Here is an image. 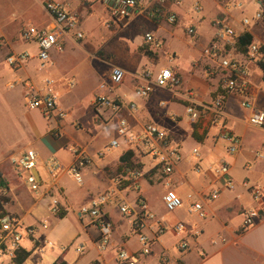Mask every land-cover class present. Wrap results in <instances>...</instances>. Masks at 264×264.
<instances>
[{"label":"crops","instance_id":"0c3cea01","mask_svg":"<svg viewBox=\"0 0 264 264\" xmlns=\"http://www.w3.org/2000/svg\"><path fill=\"white\" fill-rule=\"evenodd\" d=\"M48 1L50 0H37L38 7L41 4L46 13L47 11L45 9V4ZM53 1L61 2L70 12L81 17V8H78L76 10L73 9L70 0H53ZM80 1L83 4L92 3L95 6L102 5L101 6L102 9L108 7L107 6L108 2L106 0H92V2H87L84 0H80ZM142 1H146V0H142ZM213 1L215 2L218 8V12L216 14V19L211 23L210 26L211 33L208 40L205 41L206 44L199 43L202 40V30L200 31L199 27H201L203 22H205L206 16L203 17L202 23L198 20L195 23L194 18H191L189 14L191 8L194 7L197 2H200L204 8V11L202 14H198V15H204L205 7L202 4V0H185L184 6L180 8L168 4L164 7L165 13L156 15L155 17L154 15L147 16L145 15V13L138 12L136 15L130 17L127 21L121 24H115L111 28L110 32L107 33L108 35L107 37H105L107 39L106 44H104L105 46L111 47L113 46V43H115L117 46L118 45L125 46L124 49L126 52L128 51L127 53L129 54L128 62L122 60V62L116 66H112L111 64L106 63L107 65L111 66V70L109 69L110 71L109 70L107 71L109 72V75L114 67H118L126 71L127 79L122 88L125 87L130 88L132 93L135 95L134 93L135 89L140 85H144V81L142 80L141 77L144 75L145 72H150L152 73L153 76H157L164 69H172L176 74L179 75V77L183 82V87L180 90H177L178 92L171 90L170 91L164 90L166 92L172 93L171 94L172 96L170 97L171 101L169 103L166 102L165 100H160L156 102L155 105L154 94L150 99L139 98L145 103V105L142 108H139V106H137L138 111L134 115H127V119L129 120L131 126L135 130H139L143 126L148 124H154L161 129L163 128V130L165 131L168 130L167 132L169 133V135L177 143H179L176 137V132H174L172 129L169 128L171 127L172 124H178L179 121H181L182 123L183 117H181V115L176 114V112H174L172 108L171 110H164L167 107V105H169V107L175 105L178 107H183L185 109V107L188 105V102L184 99V95L187 91H193L197 98V102L200 104L210 103L213 100L219 86L220 77L217 75L214 76L213 78H208L207 71L210 67L209 66L210 63L208 60L205 59L203 55V51L216 38L217 30L215 28V23L217 20L219 19L228 20L230 22V25L236 30L239 36H243L246 33L251 34L255 38L254 43L260 45L264 50V26L261 24H253L249 28L244 27L243 20L245 18L243 20H239L238 17H236L235 15L237 11L240 10L234 8V5L240 3L243 6L242 3L243 0H226L227 4H220L216 0ZM254 1L258 6L256 14L259 12L262 13L263 12L262 2L260 0H254ZM37 2L34 1V3L29 4L25 2V0H18V1L2 0L1 3L4 6L1 9L4 10L7 6L10 7L11 5L13 6L16 4L18 8H23L25 10L28 9V11L30 10V12L35 10L37 12L38 11ZM241 10L242 11L245 10L244 6L243 9ZM171 14L177 15L178 24L171 25L168 23V17ZM184 16L188 17V19L190 18L191 20H193V23L191 22L192 24H190V26H195L198 29L199 39L197 41H193L192 39H190L185 29L184 31L185 34H183L184 38L185 37L189 38L194 42V44H190L188 42L186 53L182 52V54L178 56V52L174 48L175 46L174 43L176 39L180 40V37L182 36L183 33L182 29H184V23H183ZM2 17L3 16L0 15V38H5L6 40H9L10 35L8 34L12 32L16 33L14 39H11L14 40V42L6 46H3L2 53H5L7 51V54L4 56V62H5V57L8 54L15 51L18 52L17 47L19 43L22 42L20 37L25 27H20V28L16 27L10 20L5 19L6 21H3L4 19H2ZM49 22H50V17L46 25H48ZM38 27H43V26L39 25ZM119 32H124L128 35L126 36L125 39L129 42L130 41L132 42L131 47L133 49L131 51H129L131 48L128 46L129 42L123 41L124 40L123 38L118 39ZM146 34H152L157 40L162 41L164 47L158 51L155 50L153 47L148 46L145 40ZM81 42H79V40H76L75 37L73 36L68 37L65 39V49H67L66 47H68L67 45L69 44L71 45L74 44L75 46H77L76 44L79 45ZM95 43H97V41H95ZM147 52H150L152 54V57H149L147 55ZM168 54H173L176 56L175 63L171 64L169 62ZM241 54L242 53L239 54L238 58H241L242 60L245 61L246 58H244V56ZM162 58L166 61H162L161 60ZM31 63L32 61L29 62L22 69L25 70ZM101 63L103 62L100 61L97 63L96 66H92V68H94L97 73H101V70L97 68ZM249 67L251 70V80L253 86V100L256 103L257 108L264 111V70L262 69L259 63H249ZM77 69L78 68H74L71 72L75 73ZM107 72L104 73V76L107 74ZM52 80H54L55 82L54 86H55L56 81L55 79ZM31 84L35 86L34 83ZM104 95L109 97H114V94L111 93L110 91L101 92L95 95L93 105L98 96H104ZM115 95L121 96L122 98L125 99L126 102L130 103V101H127V98L122 96L121 93L118 92V90L115 92ZM237 100L241 101V98L239 96L231 97L228 100L226 107L228 129L232 134L241 138L243 142V146L240 152L233 157L227 156L226 154L221 152L219 148V144L221 141L217 140L216 136H211V133L206 137H199V138L195 137L193 130L191 128V124L190 122L188 123L187 133L191 135L195 140V145L193 147L192 154L195 150H198V152L201 154L200 165L202 167V173L197 174L195 172L194 170L195 163L193 166L188 168L187 164H185V162L182 161V163H180L179 166L177 167L176 172L170 178V182L172 183V187L185 200L186 204L184 209L187 215L189 216V218L177 219L175 222L169 223L164 219H162L161 217H158L154 213L157 217V220L147 221L145 228L141 232L142 234L148 236L152 240V248H153L152 255L150 257L145 258L142 264H149L153 260H155L153 264H159L160 259L165 255H168L170 257V264H264V215H262V219L258 221L254 226L244 230L245 213L252 210H260V209L264 211V202L256 200L252 192L244 189L242 184L245 180H247L250 182L251 186L260 188V190H262L263 193H264V189L260 185L261 184L260 180L255 179L253 177L254 176L253 173L250 172V169L253 166L251 162L254 163L259 162V160L256 159V153L259 151L256 152L253 151V149L250 150L247 147V143H246L247 135L245 132H242V130L239 127L240 120L235 119V117L232 116L230 113V109L234 108L233 104ZM162 103H165L166 105L162 106L161 105ZM151 104L155 105L154 108L156 109L153 108L154 111H152L151 108H149V106L151 107ZM61 109L66 111V109H64L60 105L59 110L62 111ZM184 114H186V112ZM171 115H175L179 117L178 123H174L172 121ZM250 115L251 112L247 118V123H246V126L248 128H249L248 119ZM109 116H110L109 113H105L103 115V118L101 119L100 118L98 119L97 116L95 119V123L101 126L102 125L101 120L103 119V121L108 122ZM67 117L69 118V114H67ZM64 121L61 122L59 129L56 128V131L54 130L51 132L52 136L49 137H51L55 141V146H50V144L47 143L50 151L48 155L45 156H49L50 157L49 159L56 158L66 168H69L75 161V158L71 153V149L69 150L72 156V160L70 162H63V160H61V152L58 150L59 147L61 146L63 147L65 145L62 139V134H64L65 132ZM260 131L264 132V129ZM260 146L264 148V140H262ZM80 147L85 148L88 155L94 160V164L87 169L88 172L87 176H89V178H87V181H85L86 184L84 183L83 190L81 191L80 200H84V203L82 205L83 206H85L84 204L87 205L91 199L101 196L106 192H116V194L118 195L125 192L123 191L122 193H118L119 187L116 184L115 180L117 176L120 174L119 169L122 165L120 159L125 153L131 151V148L127 147L123 155H120L117 159L112 158L111 155L105 156L104 158H100V154L102 153V151H100L98 152V156H99V160H98L94 157L93 153L90 151V145L87 144L84 147L83 146ZM201 150L203 153L201 152ZM39 156L41 160L42 155L39 154ZM49 159L46 157V159L44 160L48 162ZM138 159L139 158L136 157L134 161L137 162ZM216 160L227 161L231 165L232 171L236 169H240L243 171H247L248 174H245L243 177L237 179V177L234 178L231 173V177L233 178V180L234 181L236 180L235 189L227 190L223 186L221 198L216 203L209 205L203 202L202 195L210 192L215 186L216 178L213 175V173L209 171V168L212 165H214L212 164V162H215ZM14 172L17 180L20 181V174H18V171L15 167H14ZM37 174H39V177L43 180V177L40 174L39 170L37 171ZM2 177L3 180L6 181L3 175ZM62 180L60 178L56 182V187L53 189L51 194H48L49 190L53 186L50 187L44 193V195L42 196V198L38 203L33 202L32 200L33 203L31 204L28 211H26V208L24 209L23 207L21 209L16 210L15 213H18V215L20 216L17 217H19L25 223L26 226L35 228V224L37 222L36 216L37 215L39 216L40 212L46 213L48 215L44 219V221L46 219L50 220L49 227L53 219L59 218V220L61 221L65 220V219H61L60 216L57 217L53 216L51 212L52 210L51 206L53 201L52 198L59 200L61 209L62 211L67 213V216L70 207H74V205L71 204L72 203L71 199L73 195L70 193V190L66 187V184ZM157 182H160L165 188L163 195L164 198L167 192V188L165 186L164 175L162 173V170L158 166L152 168L145 175V179L142 184V194L144 195L145 198L146 196L145 193H143V185L148 184L153 186ZM6 189H7V195H11L13 193L16 194V191H21V190L23 191V189L25 188H23L21 183L20 186L19 185L17 186L16 188L17 190L16 189L14 190V188L12 189V186L6 187ZM191 196H194V199H190ZM194 201H202L204 203V206L209 213L208 219L206 220L201 219L200 221L199 220L195 221L194 218L196 215L189 214L188 211L189 206ZM4 205L6 208V204ZM116 209L117 208L115 206L107 207V213L109 214V217L111 218L114 224L113 244L108 252L101 253L97 248L96 242L99 238L98 230H95L97 231V234L95 236L93 237L86 236L85 239L81 240V231L88 232L87 228L85 230L84 226H81L80 232H77L74 236L73 243H75L78 240H81L79 243H77V245L84 243L88 249L87 243L90 242L93 248L96 249L97 251L96 258L92 259V261L89 264H121L118 259V251L120 249L124 248L130 252H135V253L141 250L139 235L138 232L136 231V227L133 224V222L136 221L137 218L128 217L125 219H116L114 218V213ZM7 213L10 214L9 212ZM11 215L16 216V214L15 215L11 214ZM198 219L200 218L198 217ZM43 222L41 224H43ZM126 223L127 226L132 227V229H134L135 233L137 234L136 236L137 248L135 249L130 247L132 241L135 238L133 239V237H131L129 233H127V231L125 230ZM179 223L185 225L186 227L185 232L175 233L173 231H168L165 235L161 237L158 236L157 234L158 230L162 225L166 224L168 225V228L169 227L172 228ZM90 228L95 229L93 226H90ZM37 231L38 230L36 229V233ZM168 235H171L172 239L174 240L173 244H169L170 239L168 240L167 238ZM35 236L33 240L35 245L41 244L39 241L36 240ZM182 241H186L190 244V249L186 252H181L178 249V245ZM51 243L53 245H49V244L48 245L51 247H55V242H51ZM39 248L40 246L36 247L35 250L37 251L39 250ZM25 250L29 251L28 249ZM61 250L63 251V253H65L64 248H62ZM36 251H33V255L25 264H54L58 259L62 258L60 257L57 259L54 257L53 259L50 260L47 259L48 261L46 262L45 259H42V262L41 261L32 262L33 256ZM71 264H79V263L72 262Z\"/></svg>","mask_w":264,"mask_h":264},{"label":"built area","instance_id":"2783aa9c","mask_svg":"<svg viewBox=\"0 0 264 264\" xmlns=\"http://www.w3.org/2000/svg\"><path fill=\"white\" fill-rule=\"evenodd\" d=\"M91 2L92 0H84ZM108 2V13L110 15V22L107 27L110 29L115 24H121L127 21L130 17L136 15L138 12L145 13L150 10V16L164 14V7L168 4L175 7H183L185 0H153L147 7L144 6L142 0H106ZM220 4H227L226 0H216ZM228 6V5H227ZM236 9H243L242 4L234 5ZM45 9L50 17L48 25L43 27L30 26L25 28L21 33L22 43L36 47V53H31L27 50L22 52H11L5 57L7 66L20 70L24 68L29 62L37 60L41 70H48L52 62V52L65 51V39L68 37H75L76 40L82 41L84 34L79 30L80 19L79 16L70 12L61 2L50 0L46 2ZM197 14H202L204 11L200 2L194 6ZM168 23L171 25L178 24V17L176 14H171L168 17ZM253 24H261L264 26V13L259 12L253 18H245L243 20L244 27H251ZM217 30L215 40L203 51L206 60L209 61L210 67L207 71L208 78L219 76V86L215 97L210 103L200 104L193 91H187L184 99L188 102L185 107L186 116L190 120L191 128L194 136L206 137L213 130L219 133L216 135L217 140L228 144V152L231 155H236L240 152L243 142L241 138L232 134L228 129L226 107L228 100L233 96L241 98V107L251 112L248 119V126L251 129H264V111L257 108L253 100V86L251 80V70L249 63H264L263 48L253 43L248 48L246 54H241L246 58L242 60L239 57L240 52L237 50L239 36L236 30L230 25L226 19H219L215 23ZM186 33L190 39L197 41L199 39L198 29L195 26H190L186 29ZM146 44L153 47L155 50H161L164 47L162 41L157 40L152 34H146ZM168 60L171 64L175 63L176 56L168 54ZM144 85L138 86L134 93L140 99H150L156 89H163L168 91L180 90L183 87V82L178 74L172 69H164L157 76H153L150 72H145L141 77ZM127 73L125 70L114 67L112 72L107 77L101 89L110 91L114 97L98 96L94 103V109L98 119L103 118L105 113H109L108 122L102 121V126L108 127L112 122L117 123V134L123 138L125 144L135 151L137 157L140 159L147 155L157 162V166L162 170L164 175L165 186L167 192L163 198L165 208L170 213H175L185 207V200L172 187L170 178L176 172L177 167L184 160L183 150L179 143H177L167 131L159 128L154 124L143 126L139 130H135L127 115H134L137 111L135 103H128L115 92L122 88L126 82ZM54 80L46 79L43 87L38 88L32 84L25 85L26 105L30 110L40 111L45 118L51 122H57L60 118H65L66 115L59 110L58 97L53 91ZM74 87V84H70ZM165 106V103L161 104ZM174 123H178L179 117L171 115ZM196 137V136H195ZM121 143L114 139L109 145L110 149L120 148ZM75 161L66 168L56 158H52L47 162V171L52 180V188L48 194H51L56 187V182L65 174L70 173L78 184H84V171L94 164V160L88 155L85 148L71 149ZM195 159L194 170L197 174L202 173L201 157L198 150L193 152ZM105 154L102 152L100 158H104ZM256 159L264 162V153L257 152ZM40 156L36 150H28L20 157H14L11 162L17 169L23 170L27 174L26 183L32 188L34 192L40 191L44 185V180L37 174ZM209 171L213 173L216 178L214 188L202 195L203 202L212 205L216 203L222 195V187L227 190L235 189V181L231 177V165L223 160L212 165ZM144 165L141 160L134 161L131 167L125 168L116 178L115 182L118 185V193L123 191L133 190L136 193L134 199L135 208H131L124 203V199L116 192H106L105 194L93 198L90 202L79 210V217L81 219L88 218L91 220L93 226L99 232V238L96 242L97 248L101 253L108 252L113 244L114 239V224L107 213V207L115 206L124 216L135 217L133 222L136 231L139 235L141 250L139 252H130L124 248L118 251V259L121 264H142L143 260L150 257L153 253L152 240L142 234V230L146 226L147 221H156V215L150 210L147 199L142 194V184L145 179ZM54 184V185H53ZM221 185V186H220ZM243 188L252 192L254 198L258 201L264 202V193L260 188L251 186L250 182L245 180ZM7 196V189H0V204L6 211L3 203V198ZM190 199H194L191 196ZM52 215L60 216L62 209L58 199L52 198ZM202 201H194L189 206V214L196 215L202 220L209 218V213L206 210ZM264 215L263 210H252L245 213L244 230L254 226L262 219ZM50 220L46 219L43 222V227H49ZM22 230L30 240H34L36 229L26 226L25 223L11 214L4 215L0 210V264H15V260L19 252L24 250ZM168 231L175 233H183L186 231L184 224L179 223L174 227L162 225L158 230V236L165 235ZM198 235V234H196ZM49 245H53L51 242ZM87 247L84 243L76 245L77 254L85 253ZM181 252H186L190 249V244L182 241L178 245ZM65 251V249H64ZM159 264H170V257L163 256Z\"/></svg>","mask_w":264,"mask_h":264},{"label":"rangeland","instance_id":"374dc122","mask_svg":"<svg viewBox=\"0 0 264 264\" xmlns=\"http://www.w3.org/2000/svg\"><path fill=\"white\" fill-rule=\"evenodd\" d=\"M34 1L37 2V0H25V2L29 4L34 3ZM152 1L153 0H146L142 2H144V6L147 7ZM1 2L2 0H0V15L3 16V21L10 20L16 27L27 28L30 26L38 27L39 25L45 26L47 21H49V14L44 11L41 4L38 7V2L37 12L35 10L30 12L28 9L25 10L23 8H18L16 4L13 6L11 5L12 7L7 6L8 8L6 7L2 10L1 8L4 5ZM70 3L72 4V8L75 10L81 8V17L79 16V30L84 34V39L82 42L79 41L81 43L79 45L76 44L77 46L74 44L67 45V49H65L62 53L53 51L51 54L53 65H51L48 70H41L39 68V62L36 60H33L25 70H15L7 66L4 62V56L7 54V51L2 53L3 46L13 43L14 40L11 39H14L16 33L12 32L8 34L10 35V41L5 38H0V173L4 176L7 187L12 186V189L14 188L15 190L17 186H20L22 183L23 188L26 189V192L25 189H23V191H16V194L13 193L3 198V203L6 204L7 212L14 215L16 214V216H19L18 213H15L16 210L23 207L24 209L26 208V211H28L31 204L33 202L38 203L44 193L52 186V180L50 179L47 171V161L44 159H46V157L48 159L50 158L49 156H45L48 155L50 151L48 144H50V146H55V141L49 137L52 136L51 132L54 130L56 131V128L59 129L61 122L66 118L67 119L64 121L65 132L62 134L63 143L65 145L58 148L61 152V160H63V162H70L72 160V156L69 151L70 149L79 148L80 146L84 147L87 144L90 145V151L98 160V152L100 151H102L105 156L111 155L112 158L117 159L120 155H123L125 149L128 147L123 141V138L119 137L117 134L116 122H112L108 127L105 125L99 126L95 123L97 114L93 105L95 95L104 92V90L101 89V86L105 81H107V77L109 75V72L107 71L109 69L111 70V66L106 63L116 66L120 64L122 60L128 62V51H125V46H117L115 43H113V46L111 47L104 45L107 42L105 37H107V33L111 30V28L109 29L107 27L108 22L111 20L106 7L102 9V5L95 6L92 3L83 4L80 0H70ZM242 3L245 10L237 11L235 14L236 17H238L239 20H243L244 18L253 20L258 9L255 1L243 0ZM202 4L205 7L204 15H198L194 7L191 8L189 14L191 18H194L195 23L197 20L202 23L203 17L206 16L205 22L202 23L201 27H199L200 31L202 30V40L199 43L206 44L205 41H207L210 36V26L216 19L218 8L213 0H202ZM149 12L150 10L145 12V15L150 16ZM191 22L193 23V20L184 16V29H182V36L180 37V40L176 39L174 43V48L178 52V56L181 55L182 52L186 53L188 42L190 44H194L192 40L187 37H185V39L183 36V34H185V29L190 27V24H192ZM118 34V39L123 38V41L129 42L125 39L126 36H128L126 33L119 32ZM95 41H97V43H95ZM128 46H132L131 41ZM132 49L133 48L131 47L129 51ZM17 50L18 52L27 50L31 53H36V47L34 45L28 46L24 45L22 42L19 43ZM161 60L166 61L163 58ZM100 61L103 63L99 64L97 68L101 70V73H97L92 66H96ZM74 68H78L75 73L71 72ZM106 72L107 74L104 76V73ZM50 78L55 79L56 81L53 91L58 97L59 106L61 105L64 109H66V111L61 109L66 117L60 118L57 123L49 121L38 110H30L26 105L25 99L27 94L25 85L27 83H34L35 86L41 88L44 85V81ZM71 83L74 84V87L70 86ZM118 92L127 98V101L135 103L139 106V108H142L145 105V103L137 98L128 87L122 89L120 88ZM171 94V92L156 89L154 92V104L156 105V102L160 100H165L169 103L171 101ZM154 104H151V107L149 106L152 111L156 109L154 108ZM233 105L234 108L230 109V113L235 117V119L240 120L239 127L242 132H245L247 135V147L250 150L253 149V151L264 153V148L260 146V143L264 140V132L251 129L246 126L250 111L241 107L240 100L235 101ZM171 108L174 112H176V114L183 117L182 123L179 121L178 124H170L171 127L169 129L176 132V137L183 150V162H185L189 168L195 163V159L192 154L195 140L187 133L188 123L190 120L186 114H184L185 109L183 107L175 105L169 107V105H167L164 110H171ZM67 114H69V118L67 117ZM218 133L219 132L217 130H213L211 136H216ZM114 139L121 143L120 148H109V145ZM219 148L221 152L227 156H235L228 153L227 143L221 141ZM28 150H36L40 155H42L38 164V170L42 175L45 184L38 192H34L32 188L27 185V174L21 169H19L18 172V174H20V181L17 180L14 167L11 162L14 157L18 158ZM139 160L140 157L138 161ZM141 161L144 165V173H148L152 168L157 166V162L147 155H144V157L141 158ZM219 162L220 161L216 160L215 162H212V164L215 165ZM251 164H253V166L250 169V172L253 173V177L255 179L260 180V185L264 189V162H251ZM231 173L233 177H237V179L243 177L245 174H248L247 171L240 169H236ZM87 175L88 172L86 169L84 171V183L87 181V178H89ZM60 178L61 180L63 179L62 181L66 184V187L73 195L71 204H73L74 207H70L68 210V216L65 220L61 221L59 218L53 219L50 227L47 229H45L41 223L48 215L43 212H40L39 216L35 215L37 219L35 228L38 230L35 238L41 244L35 245V243L28 238L26 231L22 230V234L24 236L23 247L24 249H28L33 252L36 251V247L40 246L39 250L35 252L32 262H42V259H45L46 262L54 257L57 259L62 257L68 264H71L72 262L89 264L92 259L96 258L97 255L96 249L93 248L90 242L87 243L88 249L85 253L79 255L76 252L77 243H79L82 239H85L86 236L93 237L97 234V231H95L96 229L90 228V219H81L78 216V212L84 203V200H80L84 184H78L70 173H65ZM164 189V186L160 182H157L153 186L148 184L143 185V193H145L148 205L153 213L169 223L175 222L177 219H188L189 216L184 208L175 213H170L165 209L163 203ZM135 197L136 193L133 190H127L126 192L120 194V198H123L124 203L129 205L131 208H135ZM128 217L129 216L121 214L119 209L115 210L114 218L125 219ZM194 220L200 221L201 219H198V217L195 216ZM81 226H84L85 230L87 228L88 232L81 231V240L73 243L74 236L77 232H80ZM125 230L131 237H133V239L135 238L130 247L133 249L137 248V234L134 229L127 226L126 223ZM167 238L168 240L170 239L169 244H173L174 240L171 235H168ZM49 241L55 242V247L49 246ZM62 248L65 249V253L61 250ZM154 262L155 260L149 264H153Z\"/></svg>","mask_w":264,"mask_h":264},{"label":"trees","instance_id":"16d2710c","mask_svg":"<svg viewBox=\"0 0 264 264\" xmlns=\"http://www.w3.org/2000/svg\"><path fill=\"white\" fill-rule=\"evenodd\" d=\"M260 1L262 2L263 13H264V0H260ZM254 41H255V38L249 33H246L243 36H241L239 38L238 44H237L238 52H240L242 54H246L248 52L249 46H251L254 43ZM147 55L149 57H152V54L150 52H147ZM260 65H261L262 69L264 70V63H261ZM195 136L198 137L197 135H195ZM136 157H137V154L135 151H129V152L125 153L120 159L122 165L119 169V172L121 173L125 168L131 167L133 165ZM6 187H7V184L5 183L2 175L0 174V189L6 188ZM0 210H2L4 212V215L8 214L7 211H5L3 209V206L1 204H0ZM66 216H67V213L62 211L60 214L61 219H65ZM32 255H33V252H29L25 249L22 250L21 252L18 253L17 258L15 260V264H25L30 259V257ZM54 264H68V263L63 258H60Z\"/></svg>","mask_w":264,"mask_h":264}]
</instances>
